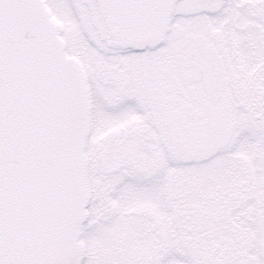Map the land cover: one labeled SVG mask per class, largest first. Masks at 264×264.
<instances>
[{
	"label": "snow or ice",
	"instance_id": "snow-or-ice-1",
	"mask_svg": "<svg viewBox=\"0 0 264 264\" xmlns=\"http://www.w3.org/2000/svg\"><path fill=\"white\" fill-rule=\"evenodd\" d=\"M0 264H264V0H0Z\"/></svg>",
	"mask_w": 264,
	"mask_h": 264
}]
</instances>
